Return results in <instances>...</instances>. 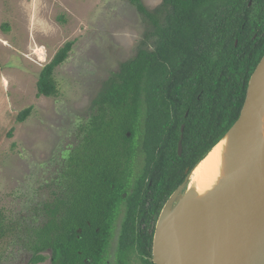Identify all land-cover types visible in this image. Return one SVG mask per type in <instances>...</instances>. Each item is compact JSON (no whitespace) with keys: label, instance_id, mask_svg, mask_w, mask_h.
I'll list each match as a JSON object with an SVG mask.
<instances>
[{"label":"trees","instance_id":"1","mask_svg":"<svg viewBox=\"0 0 264 264\" xmlns=\"http://www.w3.org/2000/svg\"><path fill=\"white\" fill-rule=\"evenodd\" d=\"M126 1L150 30L136 56L120 64L119 73L93 101L90 123L83 126L91 138L85 140L91 146V165L88 180L78 181L76 209H71L65 190L64 199L44 203L41 222L8 220L0 212V242L25 233L29 264L44 262L46 250L52 259L58 254L66 259L79 256V251L89 255L96 247L89 232L103 231L106 220L114 215L121 199L116 186L122 183L128 160L135 157L139 124L143 163L136 181L138 199H126L136 205L147 201L149 213L159 214L183 182L185 170L192 169L237 120L250 76L264 55V34L259 38L255 20L234 15L228 0L225 5L220 0H162L152 12L141 0ZM73 44L66 42L39 73L38 97L58 96L53 71L66 61ZM31 111L32 107L21 110L16 122L23 123ZM34 221L37 224H29ZM125 236L124 244L130 233Z\"/></svg>","mask_w":264,"mask_h":264},{"label":"rangeland","instance_id":"2","mask_svg":"<svg viewBox=\"0 0 264 264\" xmlns=\"http://www.w3.org/2000/svg\"><path fill=\"white\" fill-rule=\"evenodd\" d=\"M141 1L152 12L162 0ZM149 30L126 0H0V212L6 219L42 221L59 162L90 121L93 101L120 64L136 56ZM68 41L74 42L72 50L52 75L58 96L38 97L39 73ZM35 46L45 50L43 62L33 53ZM28 107L29 117L16 122ZM141 130L139 124L138 170ZM26 237L17 233L0 242V264H29Z\"/></svg>","mask_w":264,"mask_h":264},{"label":"water","instance_id":"3","mask_svg":"<svg viewBox=\"0 0 264 264\" xmlns=\"http://www.w3.org/2000/svg\"><path fill=\"white\" fill-rule=\"evenodd\" d=\"M184 125L177 153H182ZM219 146L214 183L189 204L195 169ZM153 264H264V55L252 72L237 120L185 171L155 224Z\"/></svg>","mask_w":264,"mask_h":264},{"label":"flooded vegetation","instance_id":"4","mask_svg":"<svg viewBox=\"0 0 264 264\" xmlns=\"http://www.w3.org/2000/svg\"><path fill=\"white\" fill-rule=\"evenodd\" d=\"M229 2L234 15L240 16L244 21L245 16L253 17L259 38H261L264 34V0H229ZM259 15L263 17L258 18ZM258 34L256 33L252 38L256 39ZM236 44L237 41H235ZM81 131L82 135L77 137L78 141L70 150L69 155L59 162L57 173L53 178L55 190H53L52 199H64L65 190H68L71 209H76V203L80 199L78 181H81L82 178L88 180L89 169L87 168L91 165L89 162L91 146L89 142L85 141L86 138H91L86 135L87 129L82 127ZM134 155L136 157V153ZM135 157L133 156L128 160L125 172L122 174V183L116 186L121 199L114 209L112 219L106 220L103 231L94 228L93 231L89 232V235L95 238L96 244L91 253L88 255L79 251V256H69L66 259L58 254L52 259L51 251L46 250L42 252L47 256L45 261L49 260V264H153L152 243L157 215L159 214L149 213L150 204L147 201L136 205L133 200L126 199L128 197L138 199L136 181L141 175L142 167L138 170L134 166ZM144 180L146 181V179ZM105 187L106 185H99V188ZM110 187L113 188L114 186ZM87 224H89L88 221ZM125 224L128 225V229H124ZM128 232L130 233V240L124 244V235L126 238ZM75 236L78 240L82 237L80 229L77 230ZM25 243L26 241H23V244Z\"/></svg>","mask_w":264,"mask_h":264},{"label":"bare ground","instance_id":"5","mask_svg":"<svg viewBox=\"0 0 264 264\" xmlns=\"http://www.w3.org/2000/svg\"><path fill=\"white\" fill-rule=\"evenodd\" d=\"M34 54L41 62L45 59V50L42 47L35 46ZM219 146L216 147L210 155L199 164L193 172L189 183V204L196 206L199 199L203 197L208 188L214 183L219 168Z\"/></svg>","mask_w":264,"mask_h":264},{"label":"crops","instance_id":"6","mask_svg":"<svg viewBox=\"0 0 264 264\" xmlns=\"http://www.w3.org/2000/svg\"><path fill=\"white\" fill-rule=\"evenodd\" d=\"M4 44V43H3ZM2 82H3V85L4 86H6L7 85V81L4 79V80H2Z\"/></svg>","mask_w":264,"mask_h":264}]
</instances>
